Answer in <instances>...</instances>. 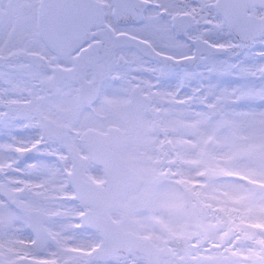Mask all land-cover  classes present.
<instances>
[{"label":"snow or ice","instance_id":"obj_1","mask_svg":"<svg viewBox=\"0 0 264 264\" xmlns=\"http://www.w3.org/2000/svg\"><path fill=\"white\" fill-rule=\"evenodd\" d=\"M0 264H264V0H0Z\"/></svg>","mask_w":264,"mask_h":264}]
</instances>
